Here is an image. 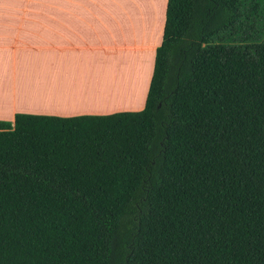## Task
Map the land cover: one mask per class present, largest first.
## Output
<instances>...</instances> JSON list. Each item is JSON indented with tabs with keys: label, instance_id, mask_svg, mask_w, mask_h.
I'll return each instance as SVG.
<instances>
[{
	"label": "trees",
	"instance_id": "16d2710c",
	"mask_svg": "<svg viewBox=\"0 0 264 264\" xmlns=\"http://www.w3.org/2000/svg\"><path fill=\"white\" fill-rule=\"evenodd\" d=\"M0 264H264V0H167L140 110L0 120Z\"/></svg>",
	"mask_w": 264,
	"mask_h": 264
},
{
	"label": "crops",
	"instance_id": "0c3cea01",
	"mask_svg": "<svg viewBox=\"0 0 264 264\" xmlns=\"http://www.w3.org/2000/svg\"><path fill=\"white\" fill-rule=\"evenodd\" d=\"M152 1L148 15L133 6L135 14L124 20L112 11L114 1L100 8L99 0H0V120L13 121L18 112L68 117L142 109L167 3L150 21ZM104 56L118 60L120 77L113 70L105 75L111 62ZM131 80L142 100L131 88L123 98ZM109 84L112 90L101 93ZM109 95L108 105L99 104Z\"/></svg>",
	"mask_w": 264,
	"mask_h": 264
},
{
	"label": "rangeland",
	"instance_id": "374dc122",
	"mask_svg": "<svg viewBox=\"0 0 264 264\" xmlns=\"http://www.w3.org/2000/svg\"><path fill=\"white\" fill-rule=\"evenodd\" d=\"M108 1H110V3L111 2H113V4L111 5V9H112V11H114L116 14H120L122 17H123V19L125 20V19H127V18H129V16H132V15H134L135 14V11H134V7L137 9V13H138V15L139 16H141V15H144V14H147L148 15V13H149V9L150 8H148V6H149V3H150V0H104V2H102L101 0H99V7L101 8L102 6H104V5H108ZM160 2V4H158V6L156 5V2H155V0H153L152 1V4H151V6H152V8H151V10H150V16H149V19H150V21H152L153 20V18H155V17H160V13L162 12V10H160L161 9V7H160V5H161V2H162V0H158V3ZM134 6V7H133ZM157 6V7H156ZM38 8H48L47 7V4H42V5H40ZM163 8V7H162ZM152 14V15H151ZM133 17V16H132ZM158 28V27H157ZM150 55L152 56V52H150ZM102 57V56H101ZM105 57V59L106 60H108V61H110L111 63H109V64H111V65H109V64H107V63H105V69H106V71H105V75H107V73H108V70L110 71V70H113V72L115 73V76H117V77H120V71H121V68L118 66V60H116L115 58H113V57H108V56H104ZM150 63H151V59H150ZM133 68V71H136V66H133L132 67ZM149 68H150V65H149ZM132 75H135V77H136V74H133V72H132ZM107 78V77H106ZM105 79V78H104ZM112 79V78H111ZM136 79V78H135ZM134 79V80H135ZM108 80V78L105 80V81H107ZM132 81L131 80V84H130V86L126 89V92H125V95H124V97L123 98H127L128 96H130L131 94H132V92L135 94V95H137L139 98H141V100L144 98V92H141V93H138L139 91H138V84L135 82V81ZM112 85V84H111ZM109 86H110V84L109 85H105V86H103L102 87V89H105V90H102L101 91V93H107L109 90H112L111 88H109ZM130 88H131V91L132 92H130ZM135 88V89H134ZM120 91V90H119ZM122 91V90H121ZM119 93L117 92V96H122V95H118ZM115 96V95H114ZM116 96V97H117ZM133 96V95H132ZM146 96V95H145ZM116 97H114V98H116ZM109 98H113V96L112 97H110V95L109 96H105L103 99H101V101H100V103L99 104H105V105H108V103L106 102V100H110ZM7 99H5V101H6ZM9 100V99H8ZM84 100L85 101H89L90 102V97H88V96H85L84 97ZM94 100V99H93ZM124 100V99H123ZM3 102V101H2ZM104 102V103H103ZM109 102V101H108ZM110 102H113V103H115L114 101H110ZM131 111H134V110H131Z\"/></svg>",
	"mask_w": 264,
	"mask_h": 264
}]
</instances>
